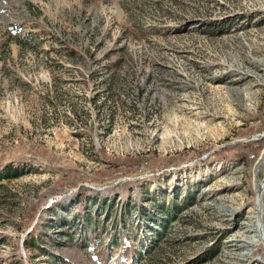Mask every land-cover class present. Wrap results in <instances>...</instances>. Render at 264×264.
<instances>
[{
  "label": "rangeland",
  "instance_id": "rangeland-1",
  "mask_svg": "<svg viewBox=\"0 0 264 264\" xmlns=\"http://www.w3.org/2000/svg\"><path fill=\"white\" fill-rule=\"evenodd\" d=\"M10 167L0 264H264V0H0Z\"/></svg>",
  "mask_w": 264,
  "mask_h": 264
},
{
  "label": "trees",
  "instance_id": "trees-1",
  "mask_svg": "<svg viewBox=\"0 0 264 264\" xmlns=\"http://www.w3.org/2000/svg\"><path fill=\"white\" fill-rule=\"evenodd\" d=\"M21 176H22V172L19 169L10 167L4 173L0 174V181L19 178Z\"/></svg>",
  "mask_w": 264,
  "mask_h": 264
},
{
  "label": "bare ground",
  "instance_id": "bare-ground-1",
  "mask_svg": "<svg viewBox=\"0 0 264 264\" xmlns=\"http://www.w3.org/2000/svg\"><path fill=\"white\" fill-rule=\"evenodd\" d=\"M233 204H234V203H233ZM236 241H237V242H241L242 240H241V239H237Z\"/></svg>",
  "mask_w": 264,
  "mask_h": 264
}]
</instances>
